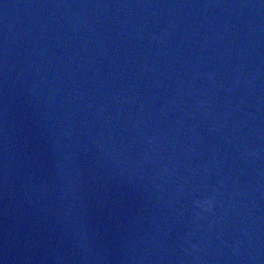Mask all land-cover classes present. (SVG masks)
<instances>
[{
	"label": "water",
	"instance_id": "1",
	"mask_svg": "<svg viewBox=\"0 0 264 264\" xmlns=\"http://www.w3.org/2000/svg\"><path fill=\"white\" fill-rule=\"evenodd\" d=\"M0 264H264V0H0Z\"/></svg>",
	"mask_w": 264,
	"mask_h": 264
}]
</instances>
